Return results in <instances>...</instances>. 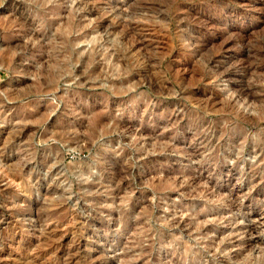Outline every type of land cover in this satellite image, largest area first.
<instances>
[{"label":"rangeland","instance_id":"374dc122","mask_svg":"<svg viewBox=\"0 0 264 264\" xmlns=\"http://www.w3.org/2000/svg\"><path fill=\"white\" fill-rule=\"evenodd\" d=\"M0 264H264V0H0Z\"/></svg>","mask_w":264,"mask_h":264}]
</instances>
